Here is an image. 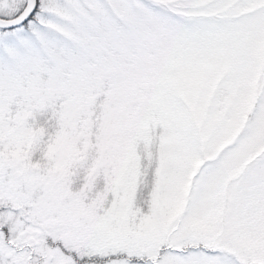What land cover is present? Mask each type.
Here are the masks:
<instances>
[{
	"label": "snow or ice",
	"instance_id": "snow-or-ice-1",
	"mask_svg": "<svg viewBox=\"0 0 264 264\" xmlns=\"http://www.w3.org/2000/svg\"><path fill=\"white\" fill-rule=\"evenodd\" d=\"M0 264H264V0H0Z\"/></svg>",
	"mask_w": 264,
	"mask_h": 264
}]
</instances>
